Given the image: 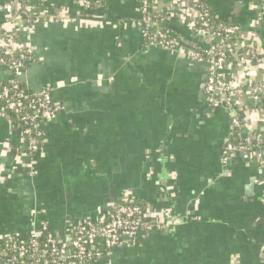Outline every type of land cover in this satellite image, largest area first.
I'll use <instances>...</instances> for the list:
<instances>
[{
    "label": "crops",
    "instance_id": "crops-1",
    "mask_svg": "<svg viewBox=\"0 0 264 264\" xmlns=\"http://www.w3.org/2000/svg\"><path fill=\"white\" fill-rule=\"evenodd\" d=\"M196 3L238 25L241 41L257 52L252 58L239 49L226 74L237 76L234 92L245 107L239 139L263 154L264 91H252L264 82L260 1L153 0L151 10ZM33 4L38 18L28 23L0 13V49H29L23 90L49 86L64 108L42 125V147L28 157L12 110L0 103V242L33 231L62 238L126 191L146 218L169 227L147 230L94 264H264V170L242 150L222 162L235 136L232 111L207 102V64L148 45L138 0L90 9L76 0ZM196 18L192 11L168 26L195 44ZM11 75L0 67V84Z\"/></svg>",
    "mask_w": 264,
    "mask_h": 264
},
{
    "label": "built area",
    "instance_id": "built-area-1",
    "mask_svg": "<svg viewBox=\"0 0 264 264\" xmlns=\"http://www.w3.org/2000/svg\"><path fill=\"white\" fill-rule=\"evenodd\" d=\"M33 1L35 0L0 2V13L5 19H21L28 23L31 19L38 18V8ZM36 1L43 3L45 0ZM76 1L86 9L101 6L100 0ZM259 1L260 9L256 12V21H261L264 15V0ZM149 8L151 9L149 0H138L137 12L142 27L141 33L146 43L183 53L193 62L207 64L204 83L207 102L214 109L232 111L233 133L239 138L241 117L245 113V107L240 96L234 92L238 78L235 74L228 77L226 68L235 64L234 57L239 49L246 51L252 58L256 57L254 46L241 41L238 25L220 20L212 15L204 4L196 3L182 11L170 13L154 12ZM192 11L197 13V18L190 26L196 38L195 44L176 35L168 26V22L173 20H186ZM202 39L205 40L204 47L198 45ZM25 54L31 56V51L26 49V53L17 58L13 52H10L8 58L0 57V67L9 69L12 74L7 84L0 87V100L14 115H21L26 126L19 128L17 135L23 139L28 154L33 156L39 150V143L44 137L42 125L53 121L64 107L54 100L49 86L44 87L39 93L32 94L20 86L19 77L26 66L24 61L29 59ZM252 91L263 92L264 82H257ZM27 105L31 108V113H23L22 108ZM17 119L18 116H14V121ZM245 142L246 145L228 142L222 162L226 163L227 155L232 151L242 150L251 159L258 161L264 170V153H257L256 144ZM262 146L264 137L259 142V147L263 148ZM120 198L119 202L107 205L95 219L78 222L62 238L51 233L41 235L36 231L26 236L7 235L0 242V264H94L106 256L104 252L109 253L115 248L130 246L147 230L169 227L168 220L161 222L154 218H146L141 206L134 201L130 192L125 191ZM97 238L102 240L106 251L99 250L96 245Z\"/></svg>",
    "mask_w": 264,
    "mask_h": 264
},
{
    "label": "trees",
    "instance_id": "trees-1",
    "mask_svg": "<svg viewBox=\"0 0 264 264\" xmlns=\"http://www.w3.org/2000/svg\"><path fill=\"white\" fill-rule=\"evenodd\" d=\"M89 1H91V2H93V1H96V0H89ZM100 1H102V0H100ZM153 0H149V2L151 3ZM149 10H151L150 8H149ZM227 23H231V22H227ZM233 24V23H232ZM24 53H26V49H20V50H16V51H14L13 52V55H14V57H19L21 54L23 55ZM9 52L7 53V52H5V51H3V50H1L0 49V57H3V58H8L9 57ZM25 56H27V57H29V59H27V60H25L24 62V64L25 65H28V64H30V63H33V61H34V58H33V56L31 55H29V54H25ZM227 59L228 60H230V58L229 57H227ZM7 82L8 81H6V82H4V83H1L0 84V87L2 86V85H5V84H7ZM20 86H23L22 85V83H20ZM31 96H33V95H31ZM0 103H3L4 104V102L3 101H1L0 100ZM5 105V104H4ZM23 105H24V103H23ZM22 111H23V113H31L32 112V110H31V108L27 105L25 108H22ZM14 116H18V119L16 120V121H14V128L15 129H19V128H23V127H25L26 125H25V123H24V121H22V119H21V115L20 114H18V115H14L13 114V117ZM44 122H42V124H43ZM230 142L232 143V144H234V145H239V144H242V145H246V142L245 141H242V140H240L239 138H237L236 136H234V137H232V139L230 140ZM39 145H40V147H42V143H41V141H40V143H39ZM25 150V154L28 156V157H32V155H29L28 154V151L26 150V149H24ZM103 243H102V240L100 239V238H97L96 239V245H97V247L99 248V250H101V251H106V249L103 247V245H102ZM105 254H107L108 252H104Z\"/></svg>",
    "mask_w": 264,
    "mask_h": 264
},
{
    "label": "water",
    "instance_id": "water-1",
    "mask_svg": "<svg viewBox=\"0 0 264 264\" xmlns=\"http://www.w3.org/2000/svg\"><path fill=\"white\" fill-rule=\"evenodd\" d=\"M263 147V151H264V146H262Z\"/></svg>",
    "mask_w": 264,
    "mask_h": 264
}]
</instances>
